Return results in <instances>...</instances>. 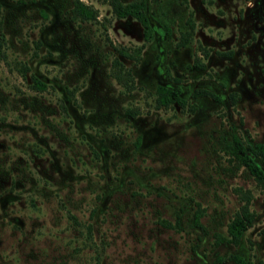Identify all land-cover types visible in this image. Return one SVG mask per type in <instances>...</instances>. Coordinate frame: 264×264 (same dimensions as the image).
I'll use <instances>...</instances> for the list:
<instances>
[{"label": "rangeland", "instance_id": "rangeland-1", "mask_svg": "<svg viewBox=\"0 0 264 264\" xmlns=\"http://www.w3.org/2000/svg\"><path fill=\"white\" fill-rule=\"evenodd\" d=\"M82 1L95 19L0 0V264H264V189L226 146L264 143V0H144L146 41L135 17ZM142 42L138 63L112 46ZM158 84L184 105H156ZM245 191L252 224L218 241Z\"/></svg>", "mask_w": 264, "mask_h": 264}, {"label": "trees", "instance_id": "trees-1", "mask_svg": "<svg viewBox=\"0 0 264 264\" xmlns=\"http://www.w3.org/2000/svg\"><path fill=\"white\" fill-rule=\"evenodd\" d=\"M101 1L107 2L110 5L111 10L116 17H135L142 25L144 41L149 40L151 37V27L145 14L144 0H132L127 3H123L121 0ZM71 12L72 16L79 17L81 20L95 19L98 15L96 7L87 4L82 0H71ZM186 24L188 26V30L182 35V39L177 42V45H183L191 39L193 20L190 17H187ZM112 46L124 58L130 59L133 63H138L144 43H130L129 45L117 44V46ZM113 65H115L116 68V73L113 74L115 79L119 83L123 84L126 89H131L135 84L131 69L120 62L117 57H114ZM196 65L203 68L202 63H196ZM30 77L32 80L31 84L35 89L42 90L45 88L46 83L43 80L34 74H30ZM192 93L194 95H210L214 97V94L207 89H195ZM155 94L156 105H168L172 103L184 105L185 102L184 97L179 95L176 90L166 85L158 84L155 88ZM231 100H235L234 96H231ZM226 146L228 147L230 153L239 159L240 163L248 169L256 182L264 189V143L260 141L243 142L239 136L232 133L231 139L226 142ZM244 194L245 197L243 202L240 203L238 208L234 211L232 217L226 223L225 234L220 236L218 241H226L234 245L238 244L242 233L252 224L254 213L249 207V193L248 191H245ZM198 218L199 214L197 212L194 213L192 222L197 226H201ZM228 259L231 264H252L249 259H246L241 254L237 253L228 254Z\"/></svg>", "mask_w": 264, "mask_h": 264}]
</instances>
